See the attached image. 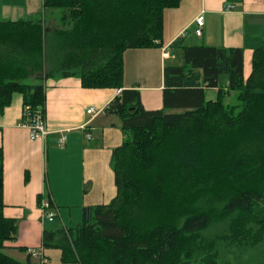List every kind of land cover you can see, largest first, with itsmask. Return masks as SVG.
Segmentation results:
<instances>
[{"label":"trees","instance_id":"trees-1","mask_svg":"<svg viewBox=\"0 0 264 264\" xmlns=\"http://www.w3.org/2000/svg\"><path fill=\"white\" fill-rule=\"evenodd\" d=\"M179 5L43 0L37 21H0V115L15 94L45 115V80L56 73L47 63L52 38L56 70L81 69L85 88L122 90L106 108L124 132L112 156L117 195L85 207L76 228L44 231L43 248L59 249L63 264H249L264 244V46L246 78L242 48L174 43L183 65L164 70L161 110L145 109L138 89H124L125 52L161 48L164 13ZM47 12L59 13L60 29L45 26ZM212 89L216 98L208 99ZM4 208L0 148V264H42L6 253L18 221ZM255 258L264 262V253Z\"/></svg>","mask_w":264,"mask_h":264},{"label":"crops","instance_id":"crops-1","mask_svg":"<svg viewBox=\"0 0 264 264\" xmlns=\"http://www.w3.org/2000/svg\"><path fill=\"white\" fill-rule=\"evenodd\" d=\"M42 15L43 0H0V21H37ZM50 15L51 29H60L58 14ZM199 16H204L201 37L196 34ZM178 41L182 47L242 48L247 78L254 51L264 46V0H180L177 8L166 10L162 47L129 49L124 55V89H138L147 110L164 107L166 66L183 65L182 47L173 46ZM56 45L52 38L47 63L56 73L45 80V118L50 132L46 140H32L30 129L22 125V95L15 94L0 115L4 215L18 221L16 240L5 243L6 253L22 262L33 248L43 249L48 264L53 255L56 264H63L59 249L43 248L44 231L67 230L85 207L109 204L117 195L112 156L122 145L124 132L120 119L108 115L106 108L122 90L85 88L81 69L72 75L56 70L60 65ZM216 93L207 91V98L215 99ZM90 108L97 113L89 115ZM64 134L67 141L61 146L59 139ZM47 197L56 213L53 221L44 218L39 205ZM57 221L55 228L48 226Z\"/></svg>","mask_w":264,"mask_h":264},{"label":"built area","instance_id":"built-area-1","mask_svg":"<svg viewBox=\"0 0 264 264\" xmlns=\"http://www.w3.org/2000/svg\"><path fill=\"white\" fill-rule=\"evenodd\" d=\"M196 24L198 25V29L196 30L197 36L201 37L203 34V26H204V16H199L196 20ZM169 55V52L166 53ZM97 112L94 108H90L88 110L89 115H95ZM24 119H26V122L22 124L23 126H26L31 131V138L32 140L41 138L46 140L48 134L50 133L47 128L46 118L42 111V108H38V110L35 113H32L29 106H26L24 108ZM89 138H91L89 136ZM67 141V135L64 134L59 139V144L63 146L65 142ZM44 218L53 221L56 217V213L52 207V203L50 199L47 197L45 200L41 201L40 206ZM28 254L32 256V258H36L39 262L42 264L48 263V258L43 253V249H28Z\"/></svg>","mask_w":264,"mask_h":264},{"label":"rangeland","instance_id":"rangeland-1","mask_svg":"<svg viewBox=\"0 0 264 264\" xmlns=\"http://www.w3.org/2000/svg\"><path fill=\"white\" fill-rule=\"evenodd\" d=\"M58 15H57V17L56 18H60V15H59V13H57ZM50 13L49 14H47L46 15V19L47 20H45V22H44V24H45V26L47 27V28H49V29H51V22H49V20H50ZM61 28V27H60ZM52 30V29H51ZM182 64H183V62H182ZM212 97V96H211ZM227 101L228 102H231V103H236V101H235V95H230L228 98H227ZM173 111H170V113H172ZM82 222V215H80V217L79 218H77V220H75L74 222H73V224H71V228H76L80 223ZM58 224V221L56 222V224H48V226L49 227H53V228H55L56 227V225ZM256 253H254V256H253V259L252 258H250L251 257V254H247V255H245V261H250L251 259H252V262L251 263H249V264H264V262L263 261H261V259L259 260V259H257V258H255L256 257V254H258L259 256L260 255H262L263 253H264V244L262 245V246H260L259 247V249L257 250V251H255ZM230 257V256H229ZM230 259L232 260V258L230 257ZM56 262V257H54V255H53V261H52V264H56L55 263ZM233 263H234V261H233ZM48 264V263H47Z\"/></svg>","mask_w":264,"mask_h":264}]
</instances>
